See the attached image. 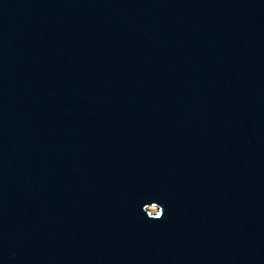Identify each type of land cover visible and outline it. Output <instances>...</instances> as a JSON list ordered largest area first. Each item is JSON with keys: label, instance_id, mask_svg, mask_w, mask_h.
Returning a JSON list of instances; mask_svg holds the SVG:
<instances>
[{"label": "water", "instance_id": "obj_1", "mask_svg": "<svg viewBox=\"0 0 264 264\" xmlns=\"http://www.w3.org/2000/svg\"><path fill=\"white\" fill-rule=\"evenodd\" d=\"M0 264H264V0H0Z\"/></svg>", "mask_w": 264, "mask_h": 264}, {"label": "rangeland", "instance_id": "obj_2", "mask_svg": "<svg viewBox=\"0 0 264 264\" xmlns=\"http://www.w3.org/2000/svg\"><path fill=\"white\" fill-rule=\"evenodd\" d=\"M150 207H151V208L153 207V208H152V209L150 208L149 210H150L151 212H154V210H155V206H150Z\"/></svg>", "mask_w": 264, "mask_h": 264}, {"label": "bare ground", "instance_id": "obj_3", "mask_svg": "<svg viewBox=\"0 0 264 264\" xmlns=\"http://www.w3.org/2000/svg\"><path fill=\"white\" fill-rule=\"evenodd\" d=\"M150 208H151V207H149V209H150ZM152 208H153V207H152ZM152 208H151V209H152Z\"/></svg>", "mask_w": 264, "mask_h": 264}]
</instances>
